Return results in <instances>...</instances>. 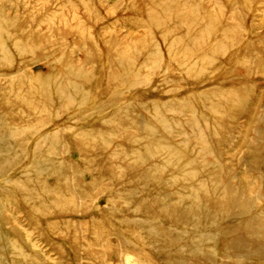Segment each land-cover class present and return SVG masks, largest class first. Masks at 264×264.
Here are the masks:
<instances>
[{"label":"rangeland","instance_id":"374dc122","mask_svg":"<svg viewBox=\"0 0 264 264\" xmlns=\"http://www.w3.org/2000/svg\"><path fill=\"white\" fill-rule=\"evenodd\" d=\"M0 24V113L64 169L0 176L2 264H175L141 226L158 194L184 232L211 215L249 243L241 257L221 234L188 264H264V0H0ZM175 174L204 183L198 208Z\"/></svg>","mask_w":264,"mask_h":264},{"label":"bare ground","instance_id":"6f19581e","mask_svg":"<svg viewBox=\"0 0 264 264\" xmlns=\"http://www.w3.org/2000/svg\"><path fill=\"white\" fill-rule=\"evenodd\" d=\"M0 27H3L0 24ZM3 29H0L2 31ZM82 75L75 76L76 78H80ZM64 96L63 93L59 92L58 96ZM71 97L70 94H68ZM83 97V96H82ZM81 97V98H82ZM72 99V98H71ZM31 107L28 111H25V118L28 119L32 114H34L35 110L40 109L44 106L43 102L37 99L35 102H31L29 104ZM25 120L18 122L16 126L11 124L10 119L7 116L1 115L0 113V130L3 132V136L0 139V176L4 177L13 169L15 170V176L13 177L16 180L17 184L20 185V188H25L28 186V182H37L39 180H43L44 176L49 174L51 177H54L55 180L57 178L60 181L64 178V169L61 164L52 161L51 155L54 152L43 151L42 147L39 148V144L41 143L40 139L35 137L38 135L35 132L32 138H35L36 142L34 147L31 149H26V145L28 146L31 136L27 139L26 133L32 130L33 126L29 125ZM148 135L145 150L146 154L158 153L163 150L165 147L160 146L161 140H155L153 138V130L151 126L146 128ZM83 136H87L88 132H82ZM153 135V136H152ZM86 138V137H85ZM44 139V138H43ZM27 141V143H26ZM97 156V154H95ZM136 162L142 161L139 156ZM162 161L165 163L163 166L159 167L160 170L163 168H168L170 162L167 160L165 154L161 157ZM29 163L27 167L25 165ZM19 167H25V170L18 169ZM133 170L138 175L139 178L143 179L147 183L154 184V179L152 177L153 172L157 169L150 170L149 172H140L137 165L134 166ZM138 178V179H139ZM168 181L174 183H185L187 187L185 189H190L189 196L192 198L193 202H195L194 207L198 208L199 203L202 202L203 198L199 195V192L204 193V183L200 179L186 178L183 175L175 174L171 176L169 179H166L165 184H169ZM195 185V186H191ZM170 185V184H169ZM177 184H174V186ZM198 186V189L196 187ZM36 188V189H34ZM32 191H37L38 186L30 187ZM152 192V191H151ZM14 191L10 190L8 187L0 186V203L6 202L10 203L14 200ZM175 194H178L181 197L180 191H176ZM159 195V194H158ZM158 195L155 196L154 201L157 203V213L150 207H143L142 210L146 214L147 219L142 222V225L145 229V232L150 236L149 245L153 249L154 253L160 255L158 253L159 249L166 250L164 251L170 259L175 264H188L187 259L190 260H204L210 261L209 252L206 248L211 247L215 244L217 238L223 234L227 236L229 239L227 240V246L231 250H235L238 256H245L249 250V243L246 241L242 232H238L236 238L233 239L231 237V231L226 228L223 232H221L214 224L211 219V215H198L199 222L196 229H192L189 232H184V230L188 226V219L183 215H176L175 209H169L167 204L161 203V199L158 198ZM217 196H215V199ZM220 196H218L219 198ZM201 199V200H200ZM6 207H0V214L6 211ZM159 213V214H158ZM231 214L232 212H227ZM157 214V215H153ZM234 214H231V217ZM188 221V222H187ZM235 234V231L233 232ZM16 247V245L14 246ZM5 245L1 243L0 237V264H2L4 259ZM258 254L264 257V250H257Z\"/></svg>","mask_w":264,"mask_h":264}]
</instances>
